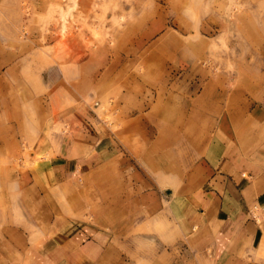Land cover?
Here are the masks:
<instances>
[{"label":"rangeland","instance_id":"rangeland-1","mask_svg":"<svg viewBox=\"0 0 264 264\" xmlns=\"http://www.w3.org/2000/svg\"><path fill=\"white\" fill-rule=\"evenodd\" d=\"M39 3L36 0H0V56L15 55L13 64H0V76L7 78L8 74L15 83L17 72L33 85L37 94L38 79L44 70L52 71L58 66L66 77L77 76V68L72 66L77 59L103 47L111 63L112 59L128 61L134 58L133 66L126 62L125 74L132 73L137 81L132 77L125 87L116 81L109 85L98 84L96 88L105 89L103 93L94 91L93 97L85 96L84 101L95 109L97 119L109 128L110 139L115 141L118 150L85 173L73 174L65 183L52 186L48 176L40 177L43 182L36 176V183L45 188V223L41 217L42 206L34 200L29 201L32 193L23 191L17 181L18 173H37L39 169L38 156L31 157L32 138L40 130L37 127L40 118L36 114L38 103L25 102L14 108L12 88L9 97L0 90V236L9 232L8 228H19L29 234L31 244L37 245L55 230L67 229L64 223L67 225L70 221L80 225L87 222L97 230L107 228L104 221L111 219L109 211L114 202L117 207L118 196L122 208L126 207V214L133 215L132 190L137 182L133 168L141 171L143 181L157 189L163 204L173 197L182 185L183 172L194 160L187 158L192 146L182 145L183 126L176 119L177 111L172 113V128L157 111L160 95L167 89L172 90L175 100L182 101V97L192 100L194 95L205 91L207 79L213 78L215 96L205 100H211L218 113L237 105H244L249 111L253 108L264 110V0H43ZM154 20L161 22V29L141 47L134 48V33L148 29ZM171 22L201 31L200 38L188 36L192 44L202 42L201 49L195 52L188 45L189 57L179 67L178 55L165 52L160 55L150 46L151 41L171 28ZM182 34L187 35L185 31ZM178 38L176 35L170 37L175 47L181 45ZM23 40L35 43V47ZM52 78L58 79L56 74ZM46 83L49 86V81ZM21 87H17L15 94L19 98H23ZM53 101L60 104L61 96L54 97ZM15 109L23 111L21 119L35 127L13 128L12 125L17 124L12 116ZM151 109L155 112L153 118L148 117ZM204 121L207 127L210 121ZM199 125L200 122L191 125L193 129H186L184 133L189 131L198 137ZM237 131L243 134L240 129ZM143 134L154 139L164 138V144H172L169 148L175 157L173 169H165V162L159 160L161 155L149 150ZM13 136L25 143L20 145L19 156L15 151L10 153V149H2L3 141ZM51 136L52 131L49 136L52 145ZM167 137L174 138L170 142L165 141ZM241 137L244 144L247 134ZM147 154L152 161L145 159ZM60 217L62 224L54 225V220ZM113 219L117 221V217ZM130 227L127 235L156 233L160 249L169 247L178 236L176 226L165 218L154 226L146 222ZM45 261H49L46 255ZM10 262L19 263L15 256L10 257Z\"/></svg>","mask_w":264,"mask_h":264},{"label":"crops","instance_id":"crops-1","mask_svg":"<svg viewBox=\"0 0 264 264\" xmlns=\"http://www.w3.org/2000/svg\"><path fill=\"white\" fill-rule=\"evenodd\" d=\"M36 1L42 3L43 0ZM171 24V28L151 41L150 46L160 55L163 52L171 56L178 55L179 67L189 57L186 51L189 46L195 52L201 49L202 42L192 44L189 40L190 37L200 38L201 31L195 28L191 30L189 25L187 29L180 23ZM161 27V22L154 20L148 29L137 30L132 40L134 48L141 47ZM184 31L186 36L182 34ZM175 35L181 42L177 47L170 41V37ZM22 42L32 44L27 40ZM32 45L35 47V43ZM106 50L98 47L95 52L89 51L85 58L79 57L74 65L71 64L77 68V76L66 77L58 66L52 71L44 70L38 79L37 94L33 91V85L17 72L15 83L8 74L7 78L0 76V90L9 97L12 88L14 99L11 105L14 108L25 102L38 103L36 114L40 118L37 125L40 130L32 138L31 157L38 156L36 161L39 169L37 173H18L17 181L21 183L23 191L32 193L29 201L34 200L38 206H42L43 223L45 188L43 184L36 183V176L42 182L40 177L48 176L52 186L65 183L73 174L85 173L98 161L109 159L110 154L118 150L115 141L110 139L109 128L97 119L95 109L84 101L85 96L93 97L94 91H105L96 88L98 84L109 85L116 81L125 87L126 83L137 81L132 73L125 74L126 62L133 66L134 58H128V61L112 59L111 63L105 54ZM14 57V53H6L0 56V64H13ZM53 74L58 79L53 80ZM19 86H22L23 98L15 96ZM213 87L215 80L208 78L205 91L194 95L192 100L184 97L182 101L175 100L174 93L168 89L160 95L157 106L159 115L172 128V113L177 111L176 119L183 126L182 145L187 148L188 145L192 146L187 158L194 160L188 170L183 172L182 185L173 197L164 200L163 204L157 189L143 181L141 171L133 168L137 178L132 190L133 215L126 214V207L122 208L118 196L117 207L114 202L112 211H109L111 219L104 221L107 228L101 230L91 227L87 222L80 225L71 224L70 221V224L64 223L67 229L55 230L52 235L45 237L44 242L35 245L29 242V234L19 228H8L9 232L0 236V264H11L12 256L18 258V264H264V110L253 108L249 111L244 105H237L224 113H218L211 100H205L215 96ZM56 96H61L60 104L54 103L53 98ZM150 113L148 117L153 118L155 112L151 109ZM23 115L21 110L13 111V120L17 124L12 127L34 128L21 119ZM207 119L210 124L206 127L203 122ZM197 122L201 123L198 137L189 132L190 128L193 129L191 125L196 126ZM186 129L189 133H184ZM239 129L242 135L247 134L246 138H249H245L244 144L242 135L237 131ZM51 131L52 145L49 142ZM193 133L196 131L193 130ZM260 134L261 138L257 139ZM143 135L149 150L161 155L159 160L165 162V169H173L172 160L175 157L169 148L172 144H164V138H152L153 131L152 137ZM173 138L167 137L165 141L171 142ZM21 140L13 136L11 140L3 141V151L10 149V153L15 151L19 156L20 145H25ZM145 159L152 161L148 154ZM118 189L121 191L120 187ZM115 214L117 221L113 219L116 218L113 216ZM162 218L177 229L178 236L173 238L170 248L158 247L156 233L127 235L133 227H130L131 224L141 226L149 222L154 226ZM62 221V217L56 218L54 225L62 224ZM45 255L49 261H45Z\"/></svg>","mask_w":264,"mask_h":264}]
</instances>
